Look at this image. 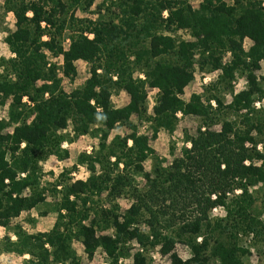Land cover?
Returning a JSON list of instances; mask_svg holds the SVG:
<instances>
[{
	"label": "trees",
	"instance_id": "trees-1",
	"mask_svg": "<svg viewBox=\"0 0 264 264\" xmlns=\"http://www.w3.org/2000/svg\"><path fill=\"white\" fill-rule=\"evenodd\" d=\"M191 1L110 0L107 13L99 7L91 20L76 11H88L95 0H4L0 20L12 13L16 28L5 38L13 57L0 60V106H8L7 119L0 120L5 251L27 254L31 264H92L96 254L120 264L133 242L159 247L163 256L181 244L192 258L174 255L172 264H252L255 245L264 264V221L251 193L264 191V111L253 108L264 99V77L256 75L264 61V0H199L197 7ZM245 39L253 42L248 53ZM78 61L90 65V77L66 91L64 78L74 80ZM196 67L221 74L207 94L187 102ZM238 74L247 75V88L233 95ZM147 87L158 90L153 116H147ZM115 90L129 95L126 106H113ZM224 91L232 94L229 104ZM179 114L200 125L195 137L184 138L191 147L184 145L165 165L151 141L174 132ZM134 116L151 124L152 139ZM8 127L12 134H3ZM121 127L130 133L111 139ZM84 136L98 139L97 146L47 182L43 163L68 159L62 144ZM148 160H157L151 173ZM80 166L86 180L71 177ZM49 199L56 215L50 231L29 234L14 223ZM120 200L131 204L122 211ZM220 206L226 217L212 218ZM143 252L135 264H152Z\"/></svg>",
	"mask_w": 264,
	"mask_h": 264
},
{
	"label": "rangeland",
	"instance_id": "rangeland-1",
	"mask_svg": "<svg viewBox=\"0 0 264 264\" xmlns=\"http://www.w3.org/2000/svg\"><path fill=\"white\" fill-rule=\"evenodd\" d=\"M4 0H0V7L3 5ZM192 5L194 7H197L199 4V0H193L191 1ZM105 4V5H104ZM110 4V0H95L93 6L86 11L83 12L81 10L76 11V16L80 19H91L96 20L97 14L99 12V7L102 8V14L105 15L107 13V6ZM102 6H105L103 8ZM166 15V14H165ZM15 18L12 13H8L0 20V60L1 59H9L13 57L11 54L9 47L5 43V38L8 35L9 32L15 31ZM179 36H181L183 39L186 40H193V38L190 37L189 33L187 32H179ZM92 37V36H91ZM46 40V38H44ZM69 41L65 42V47H68ZM253 46V42L249 39H245L243 41V49L246 53L250 51V49ZM225 62L229 63L231 61V55L228 53L225 60ZM59 62L62 64V59H59ZM77 68V75L74 78L73 81H70L67 78H64L63 86L66 91H72L75 88H79L82 86L87 78L90 77V65L83 62L78 61L76 63ZM196 78L194 82H192L186 89H185V95L184 99L185 101H189L191 96L193 94H200L204 95L205 89L210 87V85L216 83L218 81L219 75L221 74V71H216L214 73H202L198 70V67H196ZM256 75L258 77H264V61L261 62V70L256 71ZM140 78L145 79L144 75L141 74ZM247 75L246 74H238L236 79L231 83L233 89V95H236L237 93L241 92L242 90H245L247 88ZM264 83V82H263ZM213 89V88H210ZM148 92V102H147V116H153L154 115V106L156 104V97L158 94L157 89H151L147 87ZM207 94V93H205ZM221 95L224 98V101L226 104H229L232 101V94L228 92H222ZM27 101V99H24V102ZM130 101L129 95L124 91H118L115 90L113 92L112 96V104L116 108L124 107L126 106ZM215 106V103L212 102ZM253 108L256 112H262L264 111V99L257 100L253 104ZM8 117V106L1 107L0 106V120L7 119ZM180 122L178 126L176 127V130L172 133L162 131L158 134L156 139H153L151 141L152 148L154 150L155 157H158L159 159H165L167 162L166 164H170L174 157H179L181 155V149L184 145L187 147H191L190 143H184V138L186 135L189 137H195L197 135V130L200 125V120L196 117H183L181 114H179ZM134 123L141 124V133L147 134L151 139L153 137V133L150 129L151 124L149 122L138 121L137 117H133ZM215 130H220L219 126L214 127ZM13 129L7 128L3 131V134H12ZM72 132H70L71 134ZM130 131L127 130L124 127L118 128L117 130L113 131L111 133V139L114 138L116 135L124 137L127 134H129ZM71 136H73L71 134ZM256 136V134H254ZM98 144V139L92 137V136H84L79 138L77 141L70 143V142H64L62 144V149L69 151V158L65 160H60L56 156L50 157L45 163H43V168L45 173L48 175L46 177L47 182H52L57 176H59L61 173H63L67 169H73L77 166L78 157L80 154L86 152L91 153L93 150V147H96ZM131 144V143H130ZM250 146V145H248ZM258 150H262V144L258 145ZM157 160H148L145 162L144 167L146 172H153L155 163ZM258 164V162H256ZM246 165H249V162H245ZM53 173L54 176L50 175V173ZM71 177L74 180H86L89 177V173L85 167H77V170L73 171L71 174ZM137 182L140 184V187H145V180H143L140 177H137ZM240 191H237L236 194H239ZM251 193L254 194L256 197V210L261 215L263 221H264V191L261 187H257L254 189H251ZM51 199H49L46 203L41 204L36 209L31 211V213L23 214L19 219L15 220V224L23 223L25 229L28 231L29 234H41L48 232L52 229L55 220L56 215L52 211V205H51ZM120 203L122 204V211L126 210L127 207L131 203L120 200ZM28 217H30V221L28 222ZM212 218H225L226 217V210L223 206L215 208L211 213ZM28 222V223H27ZM143 230L147 231V228H142ZM7 231L5 229L0 228V264H31V257L27 254L20 255L15 252H9L5 251V237L7 236ZM8 236H10L11 242H16L17 237L13 233H10ZM201 241V238L198 240ZM246 245H250L249 242H246ZM132 250L130 251V254L120 259V264H135V255L137 252H143L144 255L147 258V263L152 264H172L174 255L182 260H188L192 258L191 253L189 249L181 244H178L175 248V250L167 256H163L160 253L159 247H147L144 249L140 244L137 242L132 243ZM258 246L250 247V251L252 252V255L250 257V262L252 264H263V259L261 258L260 252H259ZM80 252L82 250L80 249ZM92 264H107V260L101 256L100 254H96L93 258Z\"/></svg>",
	"mask_w": 264,
	"mask_h": 264
}]
</instances>
